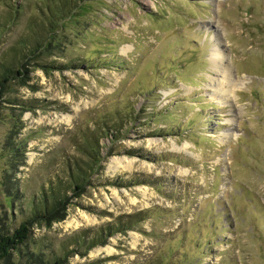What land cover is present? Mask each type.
<instances>
[{
    "label": "rangeland",
    "instance_id": "1",
    "mask_svg": "<svg viewBox=\"0 0 264 264\" xmlns=\"http://www.w3.org/2000/svg\"><path fill=\"white\" fill-rule=\"evenodd\" d=\"M47 1L0 0V72L18 67ZM82 6L56 32L57 56L31 61L27 86L12 80L0 100L12 103L0 102V236L43 191L72 197L69 175L89 162L79 149L98 141L100 170L62 222L33 227L29 251L72 252L66 264H264V0Z\"/></svg>",
    "mask_w": 264,
    "mask_h": 264
},
{
    "label": "trees",
    "instance_id": "2",
    "mask_svg": "<svg viewBox=\"0 0 264 264\" xmlns=\"http://www.w3.org/2000/svg\"><path fill=\"white\" fill-rule=\"evenodd\" d=\"M83 4H85V0H48L39 7L41 18L38 24L39 31L30 35L31 37H26L19 43L18 46H20L21 58L18 67L15 70L4 67L3 72H0V100H2L4 94L8 92L7 88L12 80H17L20 87L27 86V80L29 78L26 77L28 73L26 66H30L31 61H38L42 57L57 56V50L63 42L61 39L57 38L58 33L56 34V32L63 31V29H66V25L64 24L67 23L70 26V22L74 20L75 17L80 18V16L84 14ZM17 8L16 6L15 10H17ZM43 67L48 68L49 66ZM50 68L55 69V67ZM0 102L12 104L9 100ZM0 106H2V103H0ZM19 145V142L9 139L5 150L10 154L17 153L19 151ZM98 146L97 141L94 146L85 145L79 149V152L82 153L89 162L82 163L83 167L76 164L75 172L69 175L72 184V197L55 194L54 192L52 193V191L48 195L46 191H43L38 200V204L34 203L32 205L30 217L25 219L12 234L0 236V264H15L14 256L25 258L26 264L67 263L72 252L57 254L52 251L51 255H46L45 252L29 251L26 244L31 237V231L34 226L50 227L52 223H59L65 219L66 209L70 204L71 198H78L84 193L85 186L88 184V173L92 172V174H96L101 168L100 164L104 158L101 156ZM78 163L81 164V162ZM117 225V228L124 232L133 229L136 223L132 224L129 222L126 223V225L119 223ZM112 230L114 229H105L109 234H114L117 231ZM98 235H100L98 238H94L96 241L95 244H104L106 242L105 238L102 237L101 234ZM75 243V251L73 252H77L81 249L84 241H75ZM94 245H92L91 248Z\"/></svg>",
    "mask_w": 264,
    "mask_h": 264
},
{
    "label": "bare ground",
    "instance_id": "3",
    "mask_svg": "<svg viewBox=\"0 0 264 264\" xmlns=\"http://www.w3.org/2000/svg\"><path fill=\"white\" fill-rule=\"evenodd\" d=\"M212 40H214V39H212ZM215 46V45H214ZM213 48V47H212ZM215 48V47H214ZM219 48V47H218ZM213 50H211V52H212ZM214 52V51H213ZM217 56V55H216ZM221 60V59H220ZM218 65V64H217ZM221 67V66H220ZM220 69V68H219ZM227 73V72H226Z\"/></svg>",
    "mask_w": 264,
    "mask_h": 264
}]
</instances>
